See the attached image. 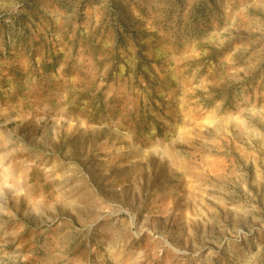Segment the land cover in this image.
Masks as SVG:
<instances>
[{"label": "rangeland", "instance_id": "rangeland-1", "mask_svg": "<svg viewBox=\"0 0 264 264\" xmlns=\"http://www.w3.org/2000/svg\"><path fill=\"white\" fill-rule=\"evenodd\" d=\"M0 264H264V0H0Z\"/></svg>", "mask_w": 264, "mask_h": 264}]
</instances>
